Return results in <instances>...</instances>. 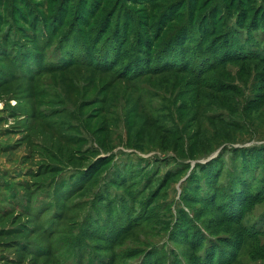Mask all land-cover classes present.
I'll return each instance as SVG.
<instances>
[{"label":"rangeland","instance_id":"rangeland-1","mask_svg":"<svg viewBox=\"0 0 264 264\" xmlns=\"http://www.w3.org/2000/svg\"><path fill=\"white\" fill-rule=\"evenodd\" d=\"M0 264H264V0H0Z\"/></svg>","mask_w":264,"mask_h":264},{"label":"trees","instance_id":"trees-1","mask_svg":"<svg viewBox=\"0 0 264 264\" xmlns=\"http://www.w3.org/2000/svg\"><path fill=\"white\" fill-rule=\"evenodd\" d=\"M22 10H23V12H25V8H22ZM174 55H170V56H168V57H166L165 59H164V61L165 62H168V61H172V59H175V60H177V59H179V57H175ZM165 62H163V63H165ZM167 66V65H166ZM166 66H164V67H166ZM138 69V68H137ZM137 69H135V71H136V73H138L139 72V69L137 70ZM249 157V155H247V157L246 158H248ZM254 178V177H253ZM259 182H262V181H259ZM226 202L227 201H225V199L221 202V203H224V204H226ZM228 204H232L233 203V205H234V202H232L231 200L230 201H228L227 202ZM226 206V205H225Z\"/></svg>","mask_w":264,"mask_h":264}]
</instances>
